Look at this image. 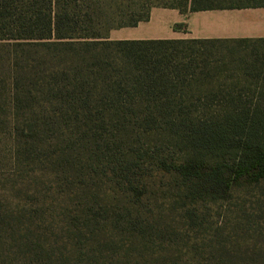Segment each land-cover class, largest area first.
I'll return each instance as SVG.
<instances>
[{
    "label": "trees",
    "instance_id": "16d2710c",
    "mask_svg": "<svg viewBox=\"0 0 264 264\" xmlns=\"http://www.w3.org/2000/svg\"><path fill=\"white\" fill-rule=\"evenodd\" d=\"M152 8L264 0H0L14 166L58 170L0 174V264H180L168 255L184 248L185 263L264 264V56L225 53L227 39L110 40ZM165 127L191 128L195 155L152 176L110 147ZM208 147L239 156H197Z\"/></svg>",
    "mask_w": 264,
    "mask_h": 264
},
{
    "label": "rangeland",
    "instance_id": "374dc122",
    "mask_svg": "<svg viewBox=\"0 0 264 264\" xmlns=\"http://www.w3.org/2000/svg\"><path fill=\"white\" fill-rule=\"evenodd\" d=\"M188 14V13H187ZM183 24L180 25V30L183 28ZM120 33V32H119ZM248 34H251L248 32ZM240 35H243L240 33ZM188 39V38H187ZM238 39H251L248 42H240ZM255 39L258 38H235V39H227L230 42L221 44L222 49L225 53L233 54L234 57H250V56H264V42H259ZM0 69H2V73H4V78L6 81L9 77L8 72V65L6 63L0 62ZM243 84H240L242 86ZM252 90L256 89L257 91H261V88H257L255 86L251 87ZM9 100L8 92L1 95V101L4 103V108L6 114H9L10 108L7 101ZM4 119L0 116V121ZM12 122H11V113L10 118H8L6 124H0V174L2 173H9L10 171H14L15 173H24L28 171L29 176H36L38 178L43 173L47 171H58L57 169H49L48 167L42 168L43 164H37V168L32 170L25 167H16L14 166L13 161V132H12ZM191 128H160L154 133L151 134H144L140 137L132 134L127 137L122 142H115L110 145L112 150L115 152L116 157H121L122 153L128 152L133 156L134 165L136 167V173L152 176L154 175L156 170V162L165 160L166 163H173L179 160H183L187 157L195 155V152L191 149V140L188 138L187 133H190ZM264 135L261 134V138L263 139ZM200 152V155L207 160H217L220 157H223L225 160L230 161L231 163L237 159L239 154H236L234 151H222L219 148L211 149L206 148L202 150H197ZM94 161V158H93ZM108 161V159H104L103 163ZM66 167V166H65ZM66 171L68 168H64ZM99 172H110V171H103V164L102 166L97 169ZM134 171V170H132ZM119 173V172H117ZM30 180V179H29ZM28 185H38L33 184L28 181L26 183ZM25 184V185H26ZM183 242H178V248L181 246ZM163 245H166L165 243ZM172 249H168L171 251ZM172 251L169 253L168 256L176 260L180 264H196L200 262L199 259L196 257L193 259L192 262L185 263L189 260L190 255L192 253H188L186 249L181 250L180 253H174ZM159 254H163L162 252ZM167 256V257H168ZM200 264H202L200 262Z\"/></svg>",
    "mask_w": 264,
    "mask_h": 264
},
{
    "label": "crops",
    "instance_id": "0c3cea01",
    "mask_svg": "<svg viewBox=\"0 0 264 264\" xmlns=\"http://www.w3.org/2000/svg\"><path fill=\"white\" fill-rule=\"evenodd\" d=\"M182 24L184 26L180 30ZM109 38L113 41L264 38V8L188 14L172 9L152 8L147 22L111 31Z\"/></svg>",
    "mask_w": 264,
    "mask_h": 264
}]
</instances>
